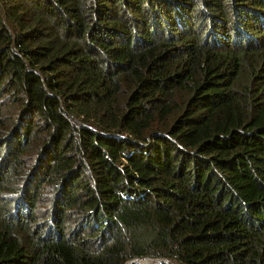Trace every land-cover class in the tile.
<instances>
[{
  "label": "trees",
  "instance_id": "obj_1",
  "mask_svg": "<svg viewBox=\"0 0 264 264\" xmlns=\"http://www.w3.org/2000/svg\"><path fill=\"white\" fill-rule=\"evenodd\" d=\"M0 264H264V0H0Z\"/></svg>",
  "mask_w": 264,
  "mask_h": 264
},
{
  "label": "rangeland",
  "instance_id": "obj_2",
  "mask_svg": "<svg viewBox=\"0 0 264 264\" xmlns=\"http://www.w3.org/2000/svg\"><path fill=\"white\" fill-rule=\"evenodd\" d=\"M137 262H139V263H148V262H150V261H152V259H137L136 260ZM159 262L161 261V260H158Z\"/></svg>",
  "mask_w": 264,
  "mask_h": 264
},
{
  "label": "water",
  "instance_id": "obj_3",
  "mask_svg": "<svg viewBox=\"0 0 264 264\" xmlns=\"http://www.w3.org/2000/svg\"><path fill=\"white\" fill-rule=\"evenodd\" d=\"M134 261H136V260H134Z\"/></svg>",
  "mask_w": 264,
  "mask_h": 264
}]
</instances>
